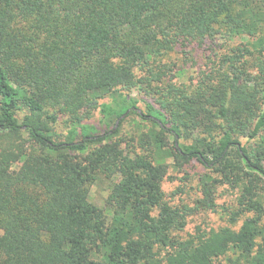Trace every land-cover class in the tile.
Listing matches in <instances>:
<instances>
[{"label": "trees", "instance_id": "trees-1", "mask_svg": "<svg viewBox=\"0 0 264 264\" xmlns=\"http://www.w3.org/2000/svg\"><path fill=\"white\" fill-rule=\"evenodd\" d=\"M235 38L195 86L168 79L173 52ZM131 116L147 128L127 138ZM169 160L202 167L201 209L235 192L226 226L176 235ZM0 264H264V0H0Z\"/></svg>", "mask_w": 264, "mask_h": 264}, {"label": "rangeland", "instance_id": "rangeland-1", "mask_svg": "<svg viewBox=\"0 0 264 264\" xmlns=\"http://www.w3.org/2000/svg\"><path fill=\"white\" fill-rule=\"evenodd\" d=\"M244 40L242 38H235L229 42L219 41V48H210L208 45L204 49H198L192 53V59L188 63L179 62V55L173 52L170 57V62H176L175 69H171L168 72V79L175 85H187L195 86L204 74L210 72L213 61L218 55L222 54L224 48L227 45H238ZM227 44V45H225ZM180 69V70H177ZM130 95L138 101L139 107L144 108V103L149 102V99L139 94L134 89L130 92ZM108 102L107 99L102 100L100 103ZM84 117V124L95 126L98 133H102L105 130L111 129V127L117 123L114 118H104L98 110H85L82 113ZM72 126H68L62 121L54 125V131L61 135V137L54 138L57 140H67L69 131ZM147 128L145 124L140 125L138 118L135 116L129 117L122 126V132L127 138L137 135L139 132ZM149 128V127H148ZM79 138V136H77ZM172 140H170L171 145ZM242 144L246 142L243 138L241 139ZM169 168L166 176L164 177L161 188L164 194V200L171 206L186 211L185 227L181 232L176 235L179 238L185 239L190 235H193L197 228L202 230L218 229L226 226V218L222 214L220 206L231 203L235 198V192H231L225 188H219L217 192V198L215 203L217 208L215 211L204 210L197 205V200L201 198L199 189V177L204 173L202 167L193 162L190 165L184 166L179 169L173 164L172 160H169ZM109 183L102 181L99 184L93 185L90 188L89 200L94 205L102 208L105 213L110 217V211L106 205V198L108 196Z\"/></svg>", "mask_w": 264, "mask_h": 264}]
</instances>
